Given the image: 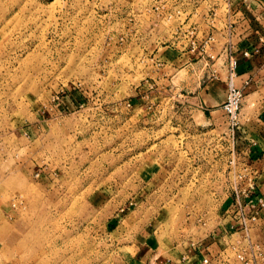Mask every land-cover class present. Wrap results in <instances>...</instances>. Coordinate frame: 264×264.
<instances>
[{
  "label": "rangeland",
  "instance_id": "374dc122",
  "mask_svg": "<svg viewBox=\"0 0 264 264\" xmlns=\"http://www.w3.org/2000/svg\"><path fill=\"white\" fill-rule=\"evenodd\" d=\"M221 1L0 0V264H136L139 218L162 249L216 225L244 183L227 118L156 99V50Z\"/></svg>",
  "mask_w": 264,
  "mask_h": 264
},
{
  "label": "crops",
  "instance_id": "0c3cea01",
  "mask_svg": "<svg viewBox=\"0 0 264 264\" xmlns=\"http://www.w3.org/2000/svg\"><path fill=\"white\" fill-rule=\"evenodd\" d=\"M208 10L214 12L201 14L191 26L196 46L180 42L156 50V66L166 70L160 81L169 87L156 88V99L167 91H179L204 120L213 123L222 118L229 48L236 61L234 84L243 92L239 125L231 140L244 183L216 225L200 238L173 240L162 249L155 232L159 222L139 218L130 245L136 249V264H205L204 260L237 264L235 258L230 261L229 252H242L250 260L249 248L256 264H264V0H222ZM207 39L203 50L197 47ZM126 221L127 217L115 220L122 225Z\"/></svg>",
  "mask_w": 264,
  "mask_h": 264
},
{
  "label": "built area",
  "instance_id": "2783aa9c",
  "mask_svg": "<svg viewBox=\"0 0 264 264\" xmlns=\"http://www.w3.org/2000/svg\"><path fill=\"white\" fill-rule=\"evenodd\" d=\"M194 29L190 28V31L186 32V37L190 36L192 38V42L190 43L191 46H196L197 42L194 39ZM206 42L200 44L199 47L201 50L204 49V45ZM247 55V53H246ZM226 67L228 71V78L226 84V95L225 100L221 105L222 111L227 118L228 122V130L232 134V131L238 127L239 125V118H240V110L242 106V99H243V92L241 89L237 88L234 84V77H235V69H236V61L231 54L230 49L228 48L226 53ZM242 176V175H241ZM244 178V175H243ZM239 190V188H238ZM244 223V222H243ZM251 250V259L248 260L242 252L236 254V260L240 264H256L255 257L253 254V249ZM204 263H207V260H204Z\"/></svg>",
  "mask_w": 264,
  "mask_h": 264
}]
</instances>
